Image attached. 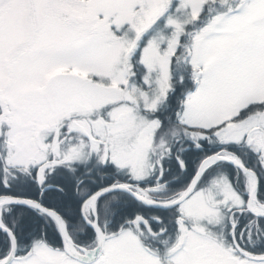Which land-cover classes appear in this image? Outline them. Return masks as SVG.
<instances>
[{"label": "snow or ice", "instance_id": "1", "mask_svg": "<svg viewBox=\"0 0 264 264\" xmlns=\"http://www.w3.org/2000/svg\"><path fill=\"white\" fill-rule=\"evenodd\" d=\"M0 264H264V0H0Z\"/></svg>", "mask_w": 264, "mask_h": 264}]
</instances>
